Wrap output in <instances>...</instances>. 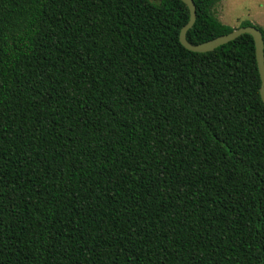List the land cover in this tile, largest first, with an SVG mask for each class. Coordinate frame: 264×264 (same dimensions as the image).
I'll return each instance as SVG.
<instances>
[{
	"label": "trees",
	"instance_id": "trees-1",
	"mask_svg": "<svg viewBox=\"0 0 264 264\" xmlns=\"http://www.w3.org/2000/svg\"><path fill=\"white\" fill-rule=\"evenodd\" d=\"M194 1L190 42L235 28ZM189 17L0 0V264H264L254 38L192 51Z\"/></svg>",
	"mask_w": 264,
	"mask_h": 264
},
{
	"label": "water",
	"instance_id": "water-1",
	"mask_svg": "<svg viewBox=\"0 0 264 264\" xmlns=\"http://www.w3.org/2000/svg\"><path fill=\"white\" fill-rule=\"evenodd\" d=\"M184 1L189 10L190 17L188 22L181 28L179 38L181 43L189 50L196 52H207L212 51L215 48L224 45L230 41L235 40L242 34H251L254 38L256 47V57L258 61V67L261 75V97L264 102V36L260 28L255 25L239 26L234 28L231 32L227 34L219 35L213 39L207 40L205 42L194 44L187 39V32L193 27L197 19V6L194 0H182Z\"/></svg>",
	"mask_w": 264,
	"mask_h": 264
},
{
	"label": "rangeland",
	"instance_id": "rangeland-1",
	"mask_svg": "<svg viewBox=\"0 0 264 264\" xmlns=\"http://www.w3.org/2000/svg\"><path fill=\"white\" fill-rule=\"evenodd\" d=\"M213 10L222 22L235 28L248 20L264 29V0H220Z\"/></svg>",
	"mask_w": 264,
	"mask_h": 264
}]
</instances>
